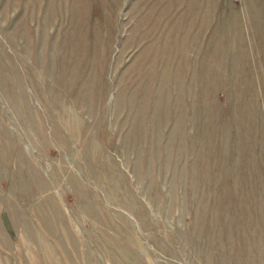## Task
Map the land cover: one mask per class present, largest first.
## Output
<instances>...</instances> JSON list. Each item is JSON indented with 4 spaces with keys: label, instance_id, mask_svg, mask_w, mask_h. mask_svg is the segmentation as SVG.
I'll list each match as a JSON object with an SVG mask.
<instances>
[{
    "label": "rangeland",
    "instance_id": "374dc122",
    "mask_svg": "<svg viewBox=\"0 0 264 264\" xmlns=\"http://www.w3.org/2000/svg\"><path fill=\"white\" fill-rule=\"evenodd\" d=\"M155 1L0 0V264H264V0Z\"/></svg>",
    "mask_w": 264,
    "mask_h": 264
},
{
    "label": "bare ground",
    "instance_id": "6f19581e",
    "mask_svg": "<svg viewBox=\"0 0 264 264\" xmlns=\"http://www.w3.org/2000/svg\"><path fill=\"white\" fill-rule=\"evenodd\" d=\"M75 1V3H74V7H76L79 3H80V1L81 0H74ZM191 1H193L192 2V4L194 3L195 4V2L196 1H194V0H191ZM79 2V3H78ZM141 2H143V1H141ZM164 1L163 0H156L154 3H153V6H152V9H154V5L156 6H158V4H160L162 7H164L163 6V3ZM166 2V1H165ZM162 3V4H161ZM173 3H174V0H173ZM172 3V4H173ZM137 4V3H136ZM180 4H181V2L179 1V0H175V6L177 7V9H176V12L173 14V16L172 17H170L169 19H168V21H170V20H172V22L171 23H173V21H174V24H173V28H171L170 29V27H169V25H170V23H169V25L165 28V33H164V39L162 40V38H161V40H160V37H159V35H160V33H159V35L157 36V38L155 39V41L154 42H149L150 43V48L151 49H153V48H155V46L158 44V43H161V47H160V51H161V54H162V58L163 57H165L166 55H168V54H170V51L173 53V54H175V58H177V61H178V54H179V49H180V45H181V38H182V34H181V29H180V21L182 20L181 19V17H180V15H179V10H180ZM80 5V4H79ZM78 5V6H79ZM77 6V7H78ZM198 6V5H197ZM77 7L76 8H74L73 10H74V12H75V14H78V12H76V9H77ZM135 7V6H134ZM139 7V6H138ZM137 7V8H138ZM193 7V6H192ZM196 7V6H195ZM140 8V7H139ZM149 8H150V6H149ZM156 8V7H155ZM170 8V7H169ZM198 8V7H197ZM196 8V9H197ZM132 9H133V7H132ZM142 9V8H141ZM190 9H191V7H190ZM78 10V9H77ZM138 10V9H137ZM137 10L135 11V12H137ZM161 11H160V14L162 15V16H166L167 14H169L170 13V10H168V12H167V10H162V8L160 9ZM154 11V10H153ZM188 11H189V7H188ZM193 11H194V9H193ZM73 12V13H74ZM184 12V11H183ZM182 12V13H183ZM188 13V12H187ZM186 13V14H187ZM133 14H134V12H133ZM185 14V13H184ZM194 14H196V13H194ZM79 15V14H78ZM82 15V14H81ZM150 15V14H149ZM160 15V16H161ZM183 15V14H182ZM193 14H191V17H195V16H192ZM71 16V15H70ZM84 16V15H83ZM82 16V17H83ZM189 17H190V15H188ZM74 17H75V19L77 20V18L79 17V16H75L74 15ZM73 17V18H74ZM143 17V16H142ZM172 18V19H171ZM69 19H71V17L69 18ZM71 21L73 22L74 20H70L69 22H68V27L70 28L69 30V32H68V36H70V38H67L68 39V43H69V45H71V48H73V50L74 51H76V49H78V45L80 46V39H79V37L78 38H76V37H74L73 36V32H72V30L73 29H75L74 28V25H75V23H71ZM139 21L141 22V20H140V18H138V21H136V22H138L139 23ZM184 22V21H183ZM82 23V22H81ZM78 24H79V22H78ZM137 24V23H136ZM142 24H144L143 22H142ZM183 25V24H182ZM77 26V25H76ZM139 26V25H138ZM142 26V25H141ZM135 27V26H134ZM143 27V26H142ZM169 27V28H168ZM77 28V27H76ZM138 28V27H137ZM78 32H79V28H78ZM82 33V32H81ZM76 35H77V32H76ZM143 35V34H142ZM83 37V36H82ZM142 37V36H141ZM83 42V41H82ZM82 44V43H81ZM83 44H84V42H83ZM82 44V45H83ZM170 44H171V48H173V50L170 48ZM81 45V46H82ZM66 47V46H65ZM149 49V48H148ZM80 50V49H79ZM76 54V53H75ZM177 74H179V67H177Z\"/></svg>",
    "mask_w": 264,
    "mask_h": 264
}]
</instances>
